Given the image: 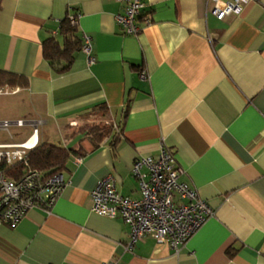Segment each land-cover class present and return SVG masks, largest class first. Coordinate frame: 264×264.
Segmentation results:
<instances>
[{"label": "crops", "instance_id": "0c3cea01", "mask_svg": "<svg viewBox=\"0 0 264 264\" xmlns=\"http://www.w3.org/2000/svg\"><path fill=\"white\" fill-rule=\"evenodd\" d=\"M143 1L151 23L138 36L121 34L115 0L1 1L0 70L27 86L0 102V122L27 125L0 130V144L26 141L36 123L38 144L74 153L50 213L0 223V264H264V0L222 21L207 0ZM76 15L94 64L76 49L58 73L41 48L63 47L60 23ZM86 125L114 131L94 142L77 133ZM161 145L212 214L177 251L144 237L130 252L127 225L92 213L91 192L111 176L139 200L131 168Z\"/></svg>", "mask_w": 264, "mask_h": 264}, {"label": "built area", "instance_id": "2783aa9c", "mask_svg": "<svg viewBox=\"0 0 264 264\" xmlns=\"http://www.w3.org/2000/svg\"><path fill=\"white\" fill-rule=\"evenodd\" d=\"M120 11L115 22L124 36H138L142 31L140 21L149 25V16H143V0H115ZM259 0H207L209 13L218 21L227 16H239L251 2ZM78 15L69 17L70 24L77 26ZM90 40L83 37L80 51L88 65L94 64ZM140 79H148L140 72ZM15 89L0 88V96L14 94ZM22 143L0 144V223L16 226L32 209L50 213L67 186L62 175L48 176L29 167L28 156L38 145V124ZM24 121L0 122V130L22 128ZM172 153L163 145L156 158L141 157L132 166V175L139 183L141 197L131 200L118 194L116 182L111 176L102 179L91 192V211L104 219H121L129 229L126 250L133 249L144 237H151L158 244H166L173 250L180 247L199 230L211 216L209 206L200 200L188 185L180 183L183 173L176 167ZM81 162V160H78ZM18 167L23 170L18 173ZM17 175V176H16ZM104 264H117L109 261Z\"/></svg>", "mask_w": 264, "mask_h": 264}, {"label": "trees", "instance_id": "16d2710c", "mask_svg": "<svg viewBox=\"0 0 264 264\" xmlns=\"http://www.w3.org/2000/svg\"><path fill=\"white\" fill-rule=\"evenodd\" d=\"M70 23L69 18H66L60 23L63 47H60L56 40L51 38L46 40L41 48L44 60L48 61L53 68L55 67L58 73L67 72L70 69L73 63L74 53L82 45V42L76 36L77 26ZM26 86L27 80L24 77L0 70V88L23 89ZM112 130L114 131L113 127L107 125H86L80 126L77 133L83 134L90 140L96 142L104 139ZM73 153L74 151L71 149L57 147L52 144H38L30 152L27 161L30 169L52 176L61 174L62 171L66 170L67 162ZM22 170L23 167H18L17 172L20 173Z\"/></svg>", "mask_w": 264, "mask_h": 264}, {"label": "rangeland", "instance_id": "374dc122", "mask_svg": "<svg viewBox=\"0 0 264 264\" xmlns=\"http://www.w3.org/2000/svg\"><path fill=\"white\" fill-rule=\"evenodd\" d=\"M6 98H7V97H5V96L0 97V102H1V101H5V102H6V101H7ZM8 107H9V110H13L12 107H11V105H10V103H8ZM13 116H14V115H13ZM9 131H10V133H11L12 135L18 133V130H15V129H12V128H10ZM6 136H7L6 133H3V134H2V132H1V133H0V140L5 139Z\"/></svg>", "mask_w": 264, "mask_h": 264}]
</instances>
